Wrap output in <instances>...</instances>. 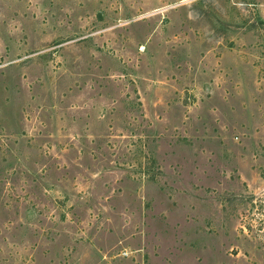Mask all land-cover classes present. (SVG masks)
I'll use <instances>...</instances> for the list:
<instances>
[{"label": "rangeland", "instance_id": "1", "mask_svg": "<svg viewBox=\"0 0 264 264\" xmlns=\"http://www.w3.org/2000/svg\"><path fill=\"white\" fill-rule=\"evenodd\" d=\"M0 264H264V0H0Z\"/></svg>", "mask_w": 264, "mask_h": 264}]
</instances>
